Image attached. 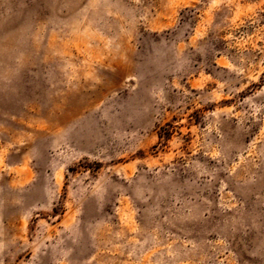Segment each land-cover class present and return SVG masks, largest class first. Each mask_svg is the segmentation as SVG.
I'll return each instance as SVG.
<instances>
[{"label":"rangeland","instance_id":"374dc122","mask_svg":"<svg viewBox=\"0 0 264 264\" xmlns=\"http://www.w3.org/2000/svg\"><path fill=\"white\" fill-rule=\"evenodd\" d=\"M0 264H264V0H0Z\"/></svg>","mask_w":264,"mask_h":264}]
</instances>
